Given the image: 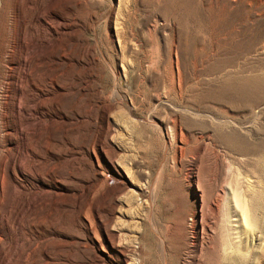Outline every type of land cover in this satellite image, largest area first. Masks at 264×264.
<instances>
[{"label": "rangeland", "instance_id": "374dc122", "mask_svg": "<svg viewBox=\"0 0 264 264\" xmlns=\"http://www.w3.org/2000/svg\"><path fill=\"white\" fill-rule=\"evenodd\" d=\"M244 263L264 0H0V264Z\"/></svg>", "mask_w": 264, "mask_h": 264}, {"label": "bare ground", "instance_id": "6f19581e", "mask_svg": "<svg viewBox=\"0 0 264 264\" xmlns=\"http://www.w3.org/2000/svg\"><path fill=\"white\" fill-rule=\"evenodd\" d=\"M243 214H244V217H246V211H245V209H244V207H243ZM205 214L202 212L201 213V217H200V221H198L199 222V225H200V228H201V235H198V231H197V227H199L197 224H198V222L196 221L195 223V231L193 232V237H194V240H193V244H195L196 242H198V241H200V242H202L203 241V235H202V233H203V228H204V225L207 223V221H206V218H205V216H204ZM207 216V215H206ZM210 223V222H209ZM211 225V224H210ZM209 225V226H210ZM244 226V225H243ZM206 227H207V225H206ZM205 229V228H204ZM245 231V230H244ZM108 234V233H107ZM226 236H227V234H226ZM109 240H110V238H109ZM205 242V241H204ZM203 243V242H202ZM230 243V242H229ZM227 243L228 245H230V244H232V243ZM112 248H114V249H116V250H118V251H120L118 248H117V245H115L114 244V241H112V240H110V244H109ZM204 247V246H203ZM239 247V246H238ZM241 248V247H240ZM242 250V249H241ZM122 251V250H121ZM240 255H242L243 256V254L241 253ZM247 254H245V256H246ZM239 256V255H238ZM240 257V256H239ZM247 258V257H246ZM239 259H241V258H239ZM242 260H240V262H241ZM245 261V260H244ZM243 262V261H242ZM246 262H247V260H246ZM169 263V262H168ZM245 264V263H244Z\"/></svg>", "mask_w": 264, "mask_h": 264}]
</instances>
